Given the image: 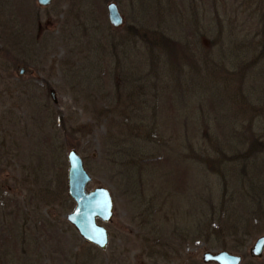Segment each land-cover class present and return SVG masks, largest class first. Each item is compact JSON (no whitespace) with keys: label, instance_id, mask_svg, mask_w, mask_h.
I'll return each instance as SVG.
<instances>
[{"label":"rangeland","instance_id":"374dc122","mask_svg":"<svg viewBox=\"0 0 264 264\" xmlns=\"http://www.w3.org/2000/svg\"><path fill=\"white\" fill-rule=\"evenodd\" d=\"M184 1L0 0V264H264V0ZM70 149L113 200L102 250L65 218Z\"/></svg>","mask_w":264,"mask_h":264},{"label":"water","instance_id":"95a60500","mask_svg":"<svg viewBox=\"0 0 264 264\" xmlns=\"http://www.w3.org/2000/svg\"><path fill=\"white\" fill-rule=\"evenodd\" d=\"M36 2L40 6H46L50 0H36ZM105 10L108 23L112 27H119L123 19L116 4L108 2ZM50 94L52 95V91ZM66 161V193L74 204L72 209L66 213L65 218L85 242L102 250L105 248L108 238L103 223L109 222L112 217L111 194L107 188L102 186L87 189L91 177L84 169L82 158L74 149L67 151ZM263 247L264 234L255 238L249 249V254L255 257L260 256ZM240 258L239 255L231 254L225 250L204 251L201 255L203 262L215 264H238Z\"/></svg>","mask_w":264,"mask_h":264},{"label":"trees","instance_id":"16d2710c","mask_svg":"<svg viewBox=\"0 0 264 264\" xmlns=\"http://www.w3.org/2000/svg\"><path fill=\"white\" fill-rule=\"evenodd\" d=\"M21 1H23V0H21ZM8 2H11V0H8ZM172 2H175V3H172V7H173V9L176 11V10H178V7L179 6H183V4L185 5V1L184 0H172ZM13 11H14V13L12 14L13 15V18H10L9 20H8V25H10V24H13V25H15V23H17L18 24V11L14 8L13 9ZM30 7L29 8H26V11H25V14H24V12H23V16H24V18H28V17H30ZM3 24H5V23H3ZM13 25H11V26H13ZM177 25V24H176ZM175 25V26H176ZM16 27H17V25H15L13 28L14 29H16ZM174 27V26H173ZM179 29H180V27H179ZM179 29H178V26L177 27H174L173 28V32H178L179 31ZM23 31V41H24V45L22 44V46L23 47H27L26 45L27 44H29L28 42H33V40L30 38V37H27L26 35H25V32H24V30H22ZM38 31V30H37ZM13 37H14V34H11ZM11 35H9V38L11 39ZM174 35V34H173ZM179 35V34H178ZM174 36H176V35H174ZM164 37V36H163ZM162 37V35L160 34L159 36L158 35H156V38H154V41H153V45L154 46H152L153 48H155V47H157L159 50H163V55L165 56V60H167V62L168 61H170V60H172L173 58H174V56H176V54L174 53V50H173V48H172V43H171V41L170 40H168L167 38H163ZM178 38H179V36H178ZM34 42H36V40H34ZM167 58V59H166ZM250 143V142H249ZM257 143L259 144V145H257ZM250 145L251 146H254L255 147V149H256V151H258V152H262L263 150H262V147H264V142H257L256 141V144H254V143H250ZM125 174H127V172L126 171H124V173H123V177H124V175ZM254 203L255 202V204L256 205H259L260 204V202H259V200H258V197L254 200V198H250V200L248 201V202H245V203H243V204H241V209H243L245 212H247V213H249V212H252V210H250L249 208H247V206H250L251 205V203ZM238 206V205H237ZM258 207V206H257ZM235 208H237V207H234V209ZM259 208V207H258ZM261 212V211H260ZM252 213H254V212H252ZM260 217L263 219V216H261L260 215ZM257 217H252V219H251V221L253 222H259L257 219H256ZM249 218L248 217H246L245 215H238V217H236L235 218V222L238 224V225H240V226H245L246 224H247V220H248Z\"/></svg>","mask_w":264,"mask_h":264},{"label":"flooded vegetation","instance_id":"af4514ba","mask_svg":"<svg viewBox=\"0 0 264 264\" xmlns=\"http://www.w3.org/2000/svg\"><path fill=\"white\" fill-rule=\"evenodd\" d=\"M99 223V221H97ZM104 226V225H103Z\"/></svg>","mask_w":264,"mask_h":264}]
</instances>
